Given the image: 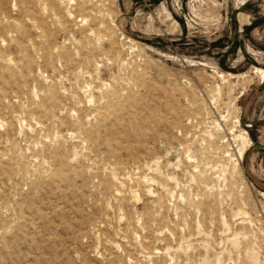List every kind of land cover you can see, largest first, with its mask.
Masks as SVG:
<instances>
[{"label":"rangeland","instance_id":"obj_1","mask_svg":"<svg viewBox=\"0 0 264 264\" xmlns=\"http://www.w3.org/2000/svg\"><path fill=\"white\" fill-rule=\"evenodd\" d=\"M0 264H264V0H0Z\"/></svg>","mask_w":264,"mask_h":264},{"label":"bare ground","instance_id":"obj_2","mask_svg":"<svg viewBox=\"0 0 264 264\" xmlns=\"http://www.w3.org/2000/svg\"><path fill=\"white\" fill-rule=\"evenodd\" d=\"M245 140H246V139H245ZM246 141H247V140H246ZM244 151H245L244 147L241 148V150H240V154H239V155H240V158H241L242 153H244ZM240 158H239V159H240Z\"/></svg>","mask_w":264,"mask_h":264}]
</instances>
